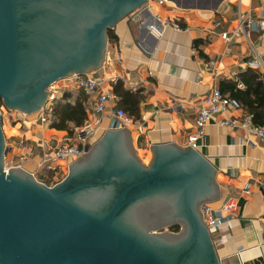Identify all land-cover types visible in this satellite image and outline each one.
<instances>
[{"label":"water","instance_id":"95a60500","mask_svg":"<svg viewBox=\"0 0 264 264\" xmlns=\"http://www.w3.org/2000/svg\"><path fill=\"white\" fill-rule=\"evenodd\" d=\"M145 0H0V100L37 111L54 80L97 69L106 29ZM0 115V264H218L199 205L218 197L193 147L105 129L47 186L5 166ZM178 224L177 230H167Z\"/></svg>","mask_w":264,"mask_h":264},{"label":"crops","instance_id":"0c3cea01","mask_svg":"<svg viewBox=\"0 0 264 264\" xmlns=\"http://www.w3.org/2000/svg\"><path fill=\"white\" fill-rule=\"evenodd\" d=\"M239 16L258 21L264 17V0H145L113 21L109 27L112 35L105 34L103 61L87 73L103 77L109 89V81L118 77L127 88L139 90V116L134 122L141 131L124 126L137 154L141 150L150 156V145L158 143L186 146L200 97L210 87H218L219 78L235 79L250 67L247 60L253 51L264 58V29H250L247 40L241 35L221 37V32L236 25ZM208 60L213 61L212 66ZM64 80L56 81L57 97L63 90H76L66 89ZM94 96L95 92L86 94L89 117ZM116 100L115 95L108 99L106 111L99 114L86 143L113 127L108 110L116 107ZM243 110L247 109L229 108L215 114L204 125L203 137L194 148L215 170L218 197L208 200L211 206L217 207L225 196L237 197L235 215L208 231L218 264H264V148L253 134L244 138L241 128L214 121L238 117ZM254 122L264 124V108L260 122ZM1 131L5 165L18 163L47 186L63 178L66 170L59 159L47 155L62 141H77L76 136L49 127L47 121L38 119L37 111L5 113ZM244 181L249 188L240 192Z\"/></svg>","mask_w":264,"mask_h":264},{"label":"built area","instance_id":"2783aa9c","mask_svg":"<svg viewBox=\"0 0 264 264\" xmlns=\"http://www.w3.org/2000/svg\"><path fill=\"white\" fill-rule=\"evenodd\" d=\"M164 22L167 24L169 23L168 20H164ZM173 28L181 29L176 25H174ZM254 28L264 29V17L258 21H250L239 16L236 25L229 32H221V37L223 39H228L230 35H241L247 40L249 30ZM208 64L212 66L213 61L208 60ZM247 64L255 69L259 76L264 80V58L253 51L252 56L247 60ZM60 78L65 79L63 86L66 89H80L86 94L95 92L94 100L91 105L92 116H88V120L81 126L74 127L75 136L78 140L62 141L53 148L49 155H47V157L52 160L64 159L69 163L70 160L84 152V146L88 144L86 143L87 136L93 131L94 126L99 122V114L106 111V103L108 99L114 97V94L109 89L107 82L103 77H94L89 73H75ZM58 79L54 80L46 87L48 94L41 107L37 110V117L40 121L46 122L45 113L50 109L51 104L58 96L59 88L56 84ZM239 85H241L240 82L237 83V86ZM0 107L2 108V104ZM229 108L242 110V106L236 98L222 94L217 86L210 87L199 99L192 121L193 130L186 135V144L195 148L197 140L203 137L204 125L210 119H214L215 114ZM108 113L114 119V128L133 125L137 130L141 131V126L137 123L135 124L134 120H132L121 107H113L108 110ZM214 121L220 125L241 128L243 130L242 136L244 138L247 134H253L264 148V124L254 122L250 111L243 110L238 117L223 116L216 118ZM11 165H18V163L7 164L5 166L7 167ZM248 188L249 182L244 181L240 192H245ZM236 209L237 197L233 195L225 196L217 207H213L208 201H204L200 204L199 208L202 214V221L207 231L214 230L223 221L235 215Z\"/></svg>","mask_w":264,"mask_h":264},{"label":"trees","instance_id":"16d2710c","mask_svg":"<svg viewBox=\"0 0 264 264\" xmlns=\"http://www.w3.org/2000/svg\"><path fill=\"white\" fill-rule=\"evenodd\" d=\"M106 33L108 36L112 35L111 29L107 28ZM237 81L244 87L238 88ZM109 85L111 92L117 97L116 107H121L132 120L138 118V103L141 98L139 90L127 88L118 77L110 80ZM218 88L222 94L236 98L243 108L252 113L254 121L260 122L264 108V83L255 70L247 67L235 79L221 77ZM45 116L49 127L63 129L73 135L74 127L81 126L88 120L86 94L80 89L63 90ZM168 228L175 231L178 224H171Z\"/></svg>","mask_w":264,"mask_h":264},{"label":"rangeland","instance_id":"374dc122","mask_svg":"<svg viewBox=\"0 0 264 264\" xmlns=\"http://www.w3.org/2000/svg\"><path fill=\"white\" fill-rule=\"evenodd\" d=\"M13 110L14 109H9V108H7V107H4L3 106V104H2V108L0 107V112H1V117H3V115H5V113H7V112H13ZM132 131H131V134L134 136L133 137V140L135 139V146H137L138 147V145H137V140H136V135H135V129H131ZM74 136H75V133L73 134ZM96 138H93V139H90L89 140V142H88V146L95 140ZM132 145H133V142H132ZM133 147H134V145H133ZM135 150V149H134ZM82 154V153H81ZM80 154V155H81ZM80 155H78V156H80ZM136 155L138 156V158L140 159V161L142 162V163H144V164H146L147 162H148V160H149V156L146 154H144L143 155V153H142V151L141 150H139V153L137 154V152H136ZM140 156H142V158L140 157ZM59 164L60 165H62L63 166V169L64 170H66L67 169V164H68V161L67 160H64V159H59ZM199 208H200V205H199ZM163 229H166V227H163ZM170 230V229H169ZM174 231V230H173Z\"/></svg>","mask_w":264,"mask_h":264},{"label":"flooded vegetation","instance_id":"af4514ba","mask_svg":"<svg viewBox=\"0 0 264 264\" xmlns=\"http://www.w3.org/2000/svg\"><path fill=\"white\" fill-rule=\"evenodd\" d=\"M178 226H179V225H178ZM166 229H167V230H169V228H168V227H166Z\"/></svg>","mask_w":264,"mask_h":264}]
</instances>
